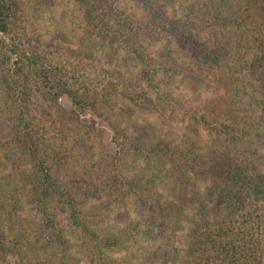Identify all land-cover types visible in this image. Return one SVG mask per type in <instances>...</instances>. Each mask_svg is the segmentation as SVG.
Here are the masks:
<instances>
[{
  "label": "trees",
  "instance_id": "1",
  "mask_svg": "<svg viewBox=\"0 0 264 264\" xmlns=\"http://www.w3.org/2000/svg\"><path fill=\"white\" fill-rule=\"evenodd\" d=\"M131 1L143 25L115 2L74 0L91 54L78 62L23 45L19 13L0 0V264H80L82 251L90 264H264V0H204L180 14L171 0ZM164 40L182 63L156 49ZM119 54L141 67L140 83L113 68ZM166 65L195 88L210 77L227 100L210 120L207 107L189 114L220 138L203 155L124 126L147 103L168 105L157 80ZM88 111L105 113L112 132L100 169ZM137 164L136 181L151 172L177 185L130 183ZM112 213L123 227L102 222Z\"/></svg>",
  "mask_w": 264,
  "mask_h": 264
},
{
  "label": "rangeland",
  "instance_id": "2",
  "mask_svg": "<svg viewBox=\"0 0 264 264\" xmlns=\"http://www.w3.org/2000/svg\"><path fill=\"white\" fill-rule=\"evenodd\" d=\"M3 1L14 6L19 13L21 19L20 39L21 43L26 47H35L41 55L48 56V54L61 53L64 57L71 55L76 56L78 62H82V60L85 61L91 57V54L89 55L87 53L89 50L83 41L85 31L83 29L82 14L74 0ZM109 1L115 2L116 7L123 11L135 24L143 25L145 23V13L131 0ZM203 3L204 0H171L166 4L170 7V10L173 9L180 14L191 8L202 7ZM203 34L206 35L205 32ZM167 45L168 43L164 40L162 43H157L156 49L159 51L161 49L169 51L172 54V61H175L177 64L178 62L182 63L184 58L179 59L180 50L177 47H173V51H170L166 48ZM61 51H63V53ZM94 61H96L95 58ZM93 65L94 69L97 68L98 70L99 67L102 69V65L97 63V61L95 63L93 62ZM112 66L120 72L121 70L125 71L121 73L124 74V76L126 75L128 80L136 83L141 82V67L131 61V59L124 61L122 55L119 54L113 61ZM164 72L165 74L158 77L157 80H159L162 92L170 99L168 105L157 102L158 105L155 102L156 106H150V104L147 103L151 108L145 111L135 110L131 117H124V126L129 129L132 134H140L148 139H171L179 145H181L183 141L189 142L191 146L197 149L198 152L200 151L203 155V153L211 147H216L218 144L215 140L220 138H216L215 132L211 130L213 126L200 128V126L195 125L194 119L190 117L189 114L192 113L193 110L199 111L203 107H207L209 109L205 110H207V117L210 120L215 118V114L218 112L224 111V104L221 102L227 100L222 91L216 89L210 77L207 78L205 82L198 84V87L195 88V85H192L191 76L182 79L180 73L176 70L168 69L167 65L165 66ZM160 74H162V72H160ZM199 79L205 80V77L200 76ZM213 101H215V104L211 107V102ZM60 105L65 111H71L72 103L68 97L61 98ZM133 107L134 106H132V109ZM193 113L197 117V114L195 112ZM103 114L105 115V113ZM103 114L99 115V113L88 111L82 113L81 116L82 122H84L86 128L94 134L91 135V145H94L95 148L96 165L98 167L102 166L101 162H110L111 153L113 152V147L111 145L112 132ZM199 115L200 112L198 116ZM192 126H195V128ZM143 166V164H137L135 167H132L130 170L131 174L127 175V179L130 183L138 182L136 185H158L160 189L163 187L168 188L169 185H177L175 181H173L174 183H170V175L167 177L166 174H163V178L161 177L162 179L157 178L155 182H151L150 176H148L151 172H148L146 177L138 178V181H136L137 178L133 176V173L142 171ZM163 171L168 170L163 168ZM196 185H208V183L203 184L196 182ZM102 203L103 202L100 204L103 206L104 203ZM58 211L61 210L58 209ZM102 217L105 219L102 222L106 225L123 227L126 222L124 216L120 217L115 213L111 214L109 220L105 216ZM60 221L63 223L62 227L64 228L65 225H67L65 224L67 222L66 219L60 216ZM188 243V237H181L177 240L176 244L179 249L186 250ZM82 254L80 264H90L91 256H85L86 254H84L83 251Z\"/></svg>",
  "mask_w": 264,
  "mask_h": 264
}]
</instances>
